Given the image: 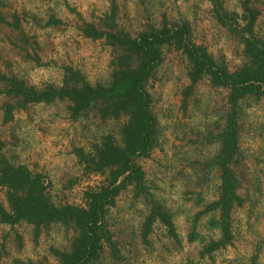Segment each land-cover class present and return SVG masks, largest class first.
Instances as JSON below:
<instances>
[{
    "label": "rangeland",
    "instance_id": "obj_1",
    "mask_svg": "<svg viewBox=\"0 0 264 264\" xmlns=\"http://www.w3.org/2000/svg\"><path fill=\"white\" fill-rule=\"evenodd\" d=\"M219 19L212 0H0V144L15 165L41 172L47 196L57 206H87V192L109 184L108 172L90 170L76 149L95 153L104 136L122 143L126 116H103L100 104L74 118L73 102L57 99L21 105L2 76L29 86L65 85L66 67L93 85L110 86L116 59L124 50L107 38L84 33L87 23L122 30L132 37L187 24L190 42L202 45L229 70L249 63L245 38L250 14L244 0H223ZM256 13L252 34L264 46V0H250ZM192 63L175 43L162 47V61L147 82L156 120L149 156H136L143 186H127L106 208L102 247L87 264H264V96L249 95L237 105L238 150L230 159L242 198L231 210L232 241L207 250L222 238V194L217 157L233 110L230 90L206 75L193 82ZM13 108V109H12ZM7 187L0 202L10 208ZM154 204L172 216L178 239L157 218L145 237ZM83 240L71 222L42 225L23 219L0 222V264H62L57 251L71 253Z\"/></svg>",
    "mask_w": 264,
    "mask_h": 264
},
{
    "label": "trees",
    "instance_id": "obj_2",
    "mask_svg": "<svg viewBox=\"0 0 264 264\" xmlns=\"http://www.w3.org/2000/svg\"><path fill=\"white\" fill-rule=\"evenodd\" d=\"M212 1L219 19H223V15L227 13L223 0ZM249 3L250 0H244V7L250 14L251 36L245 38V53L249 63L236 71L218 63L206 47L188 41L187 24L169 26L165 23L160 29L132 37L122 30L107 31L87 23L84 28L87 36L95 39L105 37L114 47L124 50L116 59V71L110 86L93 85L80 71L69 66L66 67V83L62 87L48 84L40 89L16 78L2 76L9 83L7 93L22 99L23 106L28 103L68 99L73 102L74 118L100 104L103 116L120 118L125 115L126 121L120 131L121 144L107 134L101 145L96 146L95 153H86L82 148L76 149L81 161L90 170L108 172L109 175L107 186L87 192L86 207L57 206L52 203L47 196L48 186L44 174L34 173L25 165L10 162L2 154L0 144V185L7 187L10 203V208H7L0 202V222L12 224L25 219L33 223L37 231L42 225L54 222H74L79 226L83 240L71 253L57 251L62 264H87L97 258L105 236L103 218L106 208L115 204L116 196L128 183L136 182L139 186L144 184V172L134 163V157L149 156L155 147L158 131L152 111V98L146 85L162 61V47L167 43H175L192 63L190 75L194 83L208 75L215 85L230 90L229 101L233 110L223 132L222 150L217 157L218 165L222 168V194L217 202L209 206L220 207L222 210V238L213 241L207 250L211 253L231 243V210L235 204L242 202L237 193V180L230 166V159L238 150L237 105L246 96H264V46L252 34L256 13ZM158 217L167 225L170 234L178 239L172 216L161 204H154L145 222L144 236L151 231Z\"/></svg>",
    "mask_w": 264,
    "mask_h": 264
}]
</instances>
